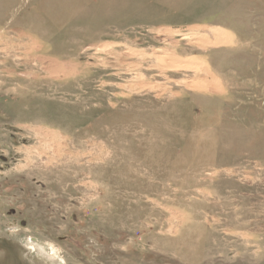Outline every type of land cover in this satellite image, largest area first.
Segmentation results:
<instances>
[{"label": "rangeland", "instance_id": "1", "mask_svg": "<svg viewBox=\"0 0 264 264\" xmlns=\"http://www.w3.org/2000/svg\"><path fill=\"white\" fill-rule=\"evenodd\" d=\"M2 125L56 264H264V0H0Z\"/></svg>", "mask_w": 264, "mask_h": 264}, {"label": "flooded vegetation", "instance_id": "2", "mask_svg": "<svg viewBox=\"0 0 264 264\" xmlns=\"http://www.w3.org/2000/svg\"><path fill=\"white\" fill-rule=\"evenodd\" d=\"M19 134L20 131L16 129L0 126V173L13 168L20 159L19 153L14 149L19 143ZM6 136L12 143L6 141ZM6 193L4 189H0V199ZM19 193H13L12 198H16ZM34 203L36 208L9 207L5 212L0 209V264H31L22 261V256L19 255L22 252H28V256H37L40 260H47L50 254L48 249L37 247V242L39 245H45L53 241V225L49 223L52 210L49 207H38V201ZM27 232L31 235H25ZM37 234H41L42 239H39ZM60 241L65 242V239L58 240ZM59 263L65 264V261Z\"/></svg>", "mask_w": 264, "mask_h": 264}, {"label": "clouds", "instance_id": "3", "mask_svg": "<svg viewBox=\"0 0 264 264\" xmlns=\"http://www.w3.org/2000/svg\"><path fill=\"white\" fill-rule=\"evenodd\" d=\"M37 247H45L49 251V256L47 259L50 261V264H56V262L60 259V250L56 248L53 244H45V245H39L37 242Z\"/></svg>", "mask_w": 264, "mask_h": 264}]
</instances>
